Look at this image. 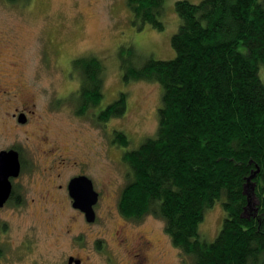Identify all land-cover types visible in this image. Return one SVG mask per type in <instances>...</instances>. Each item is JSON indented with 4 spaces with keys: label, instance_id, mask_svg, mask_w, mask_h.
Returning a JSON list of instances; mask_svg holds the SVG:
<instances>
[{
    "label": "rangeland",
    "instance_id": "obj_1",
    "mask_svg": "<svg viewBox=\"0 0 264 264\" xmlns=\"http://www.w3.org/2000/svg\"><path fill=\"white\" fill-rule=\"evenodd\" d=\"M177 1H164L165 29L158 31L134 26L125 0H0V149L17 148L24 164L13 181L21 204L9 199L0 209V264H69L70 258L82 264H189L162 220L119 213L130 171L122 160L124 148L111 136L122 132L132 150L156 134L161 86L125 83L121 56L133 48L137 67L149 58L173 59ZM89 56L103 65V98L79 115L73 61ZM259 78L264 84V64ZM120 93L126 94L124 115L101 121L97 111ZM15 111L27 113L28 120L20 124L12 118ZM79 175L99 194L93 223L72 208L68 196L67 184ZM223 219L217 201L199 225L204 241H214Z\"/></svg>",
    "mask_w": 264,
    "mask_h": 264
},
{
    "label": "trees",
    "instance_id": "obj_2",
    "mask_svg": "<svg viewBox=\"0 0 264 264\" xmlns=\"http://www.w3.org/2000/svg\"><path fill=\"white\" fill-rule=\"evenodd\" d=\"M21 1L28 0H7ZM164 1L125 0L134 26L163 31ZM174 8L180 24L170 40L173 59L149 58L137 67L133 48L121 56L125 83L156 82L162 95L153 138L128 150L127 136L113 132L130 171L119 213L162 220L189 264H264V0H180ZM73 69L82 115L103 98L104 68L89 56L74 60ZM125 109L120 93L99 118L121 117ZM217 201L224 219L208 243L199 225Z\"/></svg>",
    "mask_w": 264,
    "mask_h": 264
},
{
    "label": "water",
    "instance_id": "obj_3",
    "mask_svg": "<svg viewBox=\"0 0 264 264\" xmlns=\"http://www.w3.org/2000/svg\"><path fill=\"white\" fill-rule=\"evenodd\" d=\"M25 121L23 115L18 117L20 124ZM20 170L21 163L18 152L14 150L0 152V208L10 198L12 192L10 179L17 178ZM67 187L72 208L82 213L86 222L93 223L96 218L94 206L98 202L99 194L94 190L92 181L86 176H77L69 181ZM72 262L74 260L70 258L68 263Z\"/></svg>",
    "mask_w": 264,
    "mask_h": 264
},
{
    "label": "flooded vegetation",
    "instance_id": "obj_4",
    "mask_svg": "<svg viewBox=\"0 0 264 264\" xmlns=\"http://www.w3.org/2000/svg\"><path fill=\"white\" fill-rule=\"evenodd\" d=\"M102 111V110H101ZM101 111H97V114H96V116H98V115H100V112ZM17 112V113H16ZM20 115H23L24 117H25V120L27 121L28 120V116H27V113H25L24 111L23 112H18V111H15V113L14 114H12V118H15V117H19ZM25 121V122H26ZM111 136H114L113 135V133H112V135ZM115 144V143H114ZM10 150H14V151H16V152H18V154H19V159H20V163H21V170H22V168H23V162L21 161V156H20V151L17 149V148H15V147H9V148H4V149H0V152L1 151H10ZM21 170H20V173H21ZM20 175V174H19ZM79 176H82V175H79ZM19 177V176H18ZM17 177V178H18ZM17 178H13V179H10V181H11V183H12V192H11V195H10V200L11 199H13V195L15 194L14 192H15V188H14V186H13V181L15 180V179H17ZM67 186H68V184H67ZM66 186V188H67V192H68V187ZM16 195V194H15ZM68 196H69V194H68ZM19 197V196H18ZM8 199V200H9ZM99 199V198H98ZM1 209V208H0ZM0 255H1V253H0ZM77 262V263H76ZM71 264H82L81 262H80V260H78V259H76V260H74V262H72Z\"/></svg>",
    "mask_w": 264,
    "mask_h": 264
}]
</instances>
